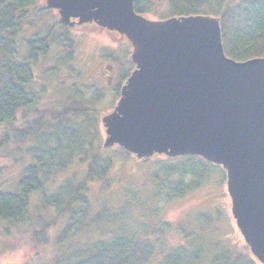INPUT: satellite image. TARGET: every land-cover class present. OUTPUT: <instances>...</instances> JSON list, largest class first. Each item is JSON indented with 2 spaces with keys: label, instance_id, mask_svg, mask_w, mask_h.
Here are the masks:
<instances>
[{
  "label": "trees",
  "instance_id": "16d2710c",
  "mask_svg": "<svg viewBox=\"0 0 264 264\" xmlns=\"http://www.w3.org/2000/svg\"><path fill=\"white\" fill-rule=\"evenodd\" d=\"M158 1L134 0L135 10L158 15ZM161 1L167 3L168 13L160 12V19L197 14L220 18L227 56L237 61L264 57V0ZM26 32L21 52L20 39ZM75 50L72 29L41 0H0V133L5 130V142L12 139L20 151L15 159L26 163L12 188L0 186V221L28 223L36 246L47 244L50 231L65 222L56 237L57 246L65 248L45 264H261L247 244H233L212 233V213L192 212L191 226H176L185 243L168 247L162 235L170 230V222L160 221L156 229H135L121 211L108 213L109 208L102 207L93 212L90 184L132 155L119 145L104 149L105 88L85 83L72 62ZM101 53L113 61L128 57L127 51L118 57L107 48ZM126 64L116 96L135 68L129 59ZM39 66L43 75L55 73L61 79L55 87L62 95L53 103L43 102L46 86L37 85ZM147 162L152 164L148 171L152 195L165 202L183 198L215 174L222 182L226 178L220 165L198 155L157 156L144 159ZM54 182L57 186L49 192L48 185ZM46 211L48 220L36 224L35 217ZM100 225L102 230L113 226L114 231L80 247L70 246L76 235Z\"/></svg>",
  "mask_w": 264,
  "mask_h": 264
},
{
  "label": "water",
  "instance_id": "95a60500",
  "mask_svg": "<svg viewBox=\"0 0 264 264\" xmlns=\"http://www.w3.org/2000/svg\"><path fill=\"white\" fill-rule=\"evenodd\" d=\"M46 7L66 26L95 23L133 46L135 69L101 118L103 147L221 165L237 226L264 264V57L227 56L213 15L152 20L134 0H46Z\"/></svg>",
  "mask_w": 264,
  "mask_h": 264
},
{
  "label": "rangeland",
  "instance_id": "374dc122",
  "mask_svg": "<svg viewBox=\"0 0 264 264\" xmlns=\"http://www.w3.org/2000/svg\"><path fill=\"white\" fill-rule=\"evenodd\" d=\"M158 2V15L157 13L145 14L147 18L159 20L160 12L168 13L167 3L161 0ZM41 3L46 7V0H41ZM53 10L60 20L58 10ZM68 27L72 29L76 42L75 58L72 61L76 65V70L79 71L81 69L80 75L86 84L93 83L96 87L105 88L106 93L102 101V118V116L113 111L120 98V96H116L115 87L120 76L127 70L126 61L128 59L131 60L133 46L126 36L119 32L99 27L95 23L75 24ZM24 34L26 35L20 39L21 52L25 51L24 40L29 33L26 32ZM105 48L112 50L118 57H123L125 51H127L128 57L122 58L121 61H113L102 55L101 52ZM53 55L54 53H51L50 57L53 58ZM107 68H110V73H108ZM65 70V68H62L60 72L63 74ZM54 74L43 75L40 66L36 68L37 85L46 86L43 102L53 103L62 95L58 88L55 87L61 79H58ZM20 123L18 122L19 126ZM101 126L105 141L106 133L102 121ZM4 134L5 130L3 129L0 133V186L1 188H12L26 163L21 160L22 158L19 160L15 159V157L20 155V151H16V143L12 139L9 140L10 142H5ZM131 155L128 161L118 160L106 177L90 184L89 197L94 213L101 210L102 207L109 208L108 213L116 212L117 214L121 211L125 221L129 223L131 228L135 229L141 228V226L156 229L160 221L170 222L172 229L170 228V230L166 231L162 237L166 246L172 247L185 243L184 237L176 226L179 223H187L191 226L192 212L202 210L209 214L212 213L210 223L213 222L214 229H212V233L216 237L228 239L233 244H246L232 214V200L227 188V176L222 182L221 178L215 174L200 188L188 193L183 198L165 202L152 195L155 191H153L152 184L148 178V171L150 172V168H152L151 162L143 163L144 159H138L132 153ZM157 156L163 155H156L152 158ZM57 183H59V180ZM56 186L55 182L54 184L50 183L48 185L49 192L54 191ZM49 213L46 211L42 215H37L35 217L38 219L36 224L48 220ZM58 224L49 233L50 241L47 244L39 242L40 244L36 246L31 237V226L28 223L10 224L0 221V264L47 263L54 254L61 252L65 248L57 246L56 243V237L65 222L62 223L60 221ZM39 226L37 229H39ZM101 227L100 225L95 227L94 231L76 235L72 239L70 246L72 245L73 248L80 247L92 242L93 239L99 236L108 237L114 231L113 226H108L103 230ZM150 236H153L152 233H150Z\"/></svg>",
  "mask_w": 264,
  "mask_h": 264
},
{
  "label": "flooded vegetation",
  "instance_id": "af4514ba",
  "mask_svg": "<svg viewBox=\"0 0 264 264\" xmlns=\"http://www.w3.org/2000/svg\"><path fill=\"white\" fill-rule=\"evenodd\" d=\"M107 71H108V73H110V69L109 68H107Z\"/></svg>",
  "mask_w": 264,
  "mask_h": 264
}]
</instances>
